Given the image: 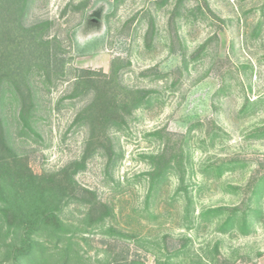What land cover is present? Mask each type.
Listing matches in <instances>:
<instances>
[{
  "label": "rangeland",
  "instance_id": "rangeland-1",
  "mask_svg": "<svg viewBox=\"0 0 264 264\" xmlns=\"http://www.w3.org/2000/svg\"><path fill=\"white\" fill-rule=\"evenodd\" d=\"M205 1L211 13L202 0H182L172 20L177 0H125L116 8L112 0H35L31 5L26 23H53L51 34L62 40L70 68L107 73L111 59L119 56L129 61L121 73L124 85L155 91L148 108L134 112L122 132L111 133V159L97 151L76 175L79 185L112 208L107 224L122 235L80 236L84 264L104 257L154 264L158 251L181 246L185 253L173 259L175 264L196 256L207 264H235L264 249V221L249 236L220 235L204 223L186 226L185 201L175 195L176 172L146 201L150 166L145 156L160 152L164 143H180L194 124L182 185L194 214L243 202L247 184L264 174V137L253 135L264 128V0ZM149 28L152 40L146 44ZM69 85L58 83L39 95V138H19L15 108L4 112L11 146L35 174L57 171L84 152L87 130L74 126L73 119L85 99H66ZM155 131L159 136L150 135ZM227 161H235V171L220 178L203 173L205 166ZM228 186L241 190L237 195ZM261 204L264 213V193ZM81 212L72 207L65 218L73 221Z\"/></svg>",
  "mask_w": 264,
  "mask_h": 264
},
{
  "label": "trees",
  "instance_id": "trees-1",
  "mask_svg": "<svg viewBox=\"0 0 264 264\" xmlns=\"http://www.w3.org/2000/svg\"><path fill=\"white\" fill-rule=\"evenodd\" d=\"M34 1L0 0V255L4 264H84L86 260L78 250L80 236L96 232L122 235L107 224L113 216L112 208L100 201L94 191L79 185L76 175L85 169L87 160L97 151L104 152L111 159V133L122 132L134 112L148 108L154 100L155 91L124 85L121 73L128 68L129 61L119 56L111 59L107 73L70 68L62 40L51 34L53 23L49 20L26 23ZM112 1L116 8L125 0ZM181 1L177 0L170 20L177 15ZM202 1L211 13L206 1ZM195 10L204 16L199 7ZM151 31L149 28L144 35L146 44L152 40ZM205 47L206 44H202L197 52ZM65 81L70 82L66 99H85V104L73 119L74 126L87 130L85 149L78 160L63 168L35 174L26 157L13 150L3 115L8 106H12L16 110L17 136L39 138L38 97L43 90L48 91ZM194 125L181 136L180 143L174 142L172 146L170 142L164 143L160 152L145 156L150 166V171L145 174L148 181L146 201L169 174L176 172L179 187L175 195H181L185 201L186 226L190 228L204 223L211 225L213 231L220 235L249 236L255 231L256 224L264 221L261 206L264 174L254 176L247 184V197L243 202L201 208L194 214L192 199L182 186L183 175L189 167L187 148ZM159 134L155 131L150 135ZM215 135L211 137V143ZM253 135L263 138L264 128L256 129ZM234 162L205 166L203 173L220 178L226 172L235 171L237 165ZM226 189L237 195L241 190L239 186H228ZM72 207L82 212L69 221L65 214ZM184 247L172 252L158 251L154 254V264H175L173 259L185 253ZM213 251L218 254L217 247ZM205 261L196 256L188 264H207ZM213 261L215 264L216 260ZM98 264L144 263L139 260L110 262L104 257L98 260Z\"/></svg>",
  "mask_w": 264,
  "mask_h": 264
},
{
  "label": "crops",
  "instance_id": "crops-1",
  "mask_svg": "<svg viewBox=\"0 0 264 264\" xmlns=\"http://www.w3.org/2000/svg\"><path fill=\"white\" fill-rule=\"evenodd\" d=\"M235 264H264V249L256 250L253 256L246 257Z\"/></svg>",
  "mask_w": 264,
  "mask_h": 264
}]
</instances>
